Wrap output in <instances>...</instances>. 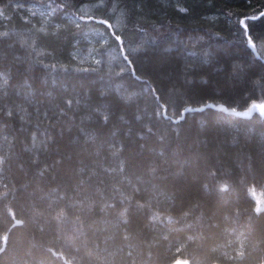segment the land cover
I'll list each match as a JSON object with an SVG mask.
<instances>
[{"label": "trees", "instance_id": "16d2710c", "mask_svg": "<svg viewBox=\"0 0 264 264\" xmlns=\"http://www.w3.org/2000/svg\"><path fill=\"white\" fill-rule=\"evenodd\" d=\"M261 13L0 0V264H264Z\"/></svg>", "mask_w": 264, "mask_h": 264}, {"label": "snow or ice", "instance_id": "6c2138e0", "mask_svg": "<svg viewBox=\"0 0 264 264\" xmlns=\"http://www.w3.org/2000/svg\"><path fill=\"white\" fill-rule=\"evenodd\" d=\"M182 11H184V10H182ZM261 15L264 16V13H261ZM258 18L259 17H252V19H258ZM101 23L104 24V25H106V26H109L110 27V25H108V21L107 20L101 21ZM239 23L244 26V28H242V31H244L247 28V25H246L245 20H240ZM114 41L117 42V47L119 49L120 45L122 44L121 36L120 35H115L114 36ZM245 42H246V44L250 48L251 47H255V45L252 43V40L246 39ZM170 50L171 49H166V51H170ZM129 56H130V54H125L123 56V60L126 63H131V61L129 59ZM97 62L99 63V61H97ZM204 62L206 63L207 61H204ZM134 71H135V68L134 67L131 68V69H129V74L133 73ZM261 80H264V76L261 77ZM257 105H259V103L258 104H255V105L252 104L247 111L237 112L236 114L239 115V116H241V117H249L254 111H257L258 110L259 116L261 118H264V111L261 110V108L264 107V105H261V106H257ZM209 107H212V106L209 105ZM187 111H191V109H188Z\"/></svg>", "mask_w": 264, "mask_h": 264}, {"label": "rangeland", "instance_id": "374dc122", "mask_svg": "<svg viewBox=\"0 0 264 264\" xmlns=\"http://www.w3.org/2000/svg\"><path fill=\"white\" fill-rule=\"evenodd\" d=\"M258 103H259V105H257V106L264 105V102H257V103H254V105L255 104H258ZM247 110H244V111H247ZM261 110L264 111V107H262ZM244 111H242V112H244ZM250 194L256 199L258 210L264 209V193H263V191H261L260 189H258L257 186H252L250 188ZM179 263L187 264L186 262H179Z\"/></svg>", "mask_w": 264, "mask_h": 264}, {"label": "water", "instance_id": "95a60500", "mask_svg": "<svg viewBox=\"0 0 264 264\" xmlns=\"http://www.w3.org/2000/svg\"><path fill=\"white\" fill-rule=\"evenodd\" d=\"M176 264H182V263H176Z\"/></svg>", "mask_w": 264, "mask_h": 264}]
</instances>
